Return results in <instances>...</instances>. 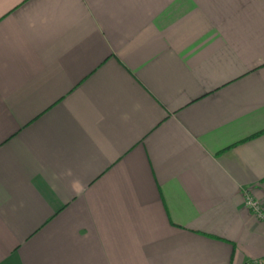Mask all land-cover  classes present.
Here are the masks:
<instances>
[{
    "label": "crops",
    "instance_id": "obj_1",
    "mask_svg": "<svg viewBox=\"0 0 264 264\" xmlns=\"http://www.w3.org/2000/svg\"><path fill=\"white\" fill-rule=\"evenodd\" d=\"M264 0H0V264H264Z\"/></svg>",
    "mask_w": 264,
    "mask_h": 264
},
{
    "label": "built area",
    "instance_id": "obj_2",
    "mask_svg": "<svg viewBox=\"0 0 264 264\" xmlns=\"http://www.w3.org/2000/svg\"><path fill=\"white\" fill-rule=\"evenodd\" d=\"M245 209L259 222L264 223V201L256 199L251 193H245Z\"/></svg>",
    "mask_w": 264,
    "mask_h": 264
}]
</instances>
